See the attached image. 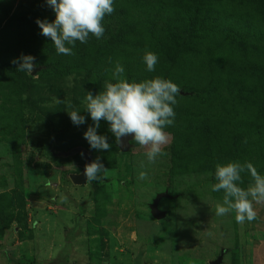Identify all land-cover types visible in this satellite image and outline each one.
I'll return each instance as SVG.
<instances>
[{"label":"rangeland","instance_id":"374dc122","mask_svg":"<svg viewBox=\"0 0 264 264\" xmlns=\"http://www.w3.org/2000/svg\"><path fill=\"white\" fill-rule=\"evenodd\" d=\"M54 18L45 0H0V264H264V204L241 225L215 215L223 193L210 187L218 163L264 175V0H115L104 36L74 55L41 35L36 20ZM146 51L158 55L154 72ZM21 54L35 57L33 74L12 63ZM117 61L130 81L161 76L181 89L154 163L133 138L121 152L106 121L97 132L110 150L84 138L86 92ZM78 148L108 169L101 181H70L85 169Z\"/></svg>","mask_w":264,"mask_h":264},{"label":"clouds","instance_id":"9594fccd","mask_svg":"<svg viewBox=\"0 0 264 264\" xmlns=\"http://www.w3.org/2000/svg\"><path fill=\"white\" fill-rule=\"evenodd\" d=\"M45 2L53 10L55 18L52 21L37 19L36 24L41 35L50 38L57 54L62 55H74L76 43L86 44L90 36L101 39L105 33V17L115 11V0ZM158 59L154 52L144 53L142 61L148 72L155 71ZM34 61L32 55L21 54L12 63L18 66L17 71L33 74ZM180 93L176 83L161 76L141 81L128 80L123 65L117 61L111 70V80L104 81L102 89L95 95L86 92L84 110L90 115L93 125L84 132V138L92 149L110 150L107 137L97 132L100 122L106 121L117 145L123 146L124 138L131 136L135 144L146 149L147 161L154 163L157 157L167 155L164 149L170 142V134L166 129L174 124V105ZM67 113L77 126L86 122L85 117L79 114L80 110L73 109ZM140 166L144 167L143 162ZM107 170L99 158L86 164V184L101 181ZM245 173L251 178L246 188L241 186ZM146 177V171L139 172L140 179ZM214 178L216 182L210 186L211 190L223 193L222 202L215 206V215L234 213L235 221L241 225L257 219L256 205L264 204V175L251 162L218 163Z\"/></svg>","mask_w":264,"mask_h":264},{"label":"water","instance_id":"95a60500","mask_svg":"<svg viewBox=\"0 0 264 264\" xmlns=\"http://www.w3.org/2000/svg\"><path fill=\"white\" fill-rule=\"evenodd\" d=\"M131 139H132L131 136H128V137H125L124 138V144H123V146L119 145V150L121 152H127L128 148H129L128 141L131 140ZM76 152H80V153L83 154V157L85 159V165L88 164V163H91V158H90L89 154L86 151L78 148V149H75L73 151V153H76ZM69 179L74 184H83L86 181V177L84 175V171L81 174H79V175H70L69 176ZM166 196H167L166 194H159V195H157L155 197L154 201L152 202V204L149 206L150 214L155 219H162L165 216V213L162 212V211H160L158 209V202H159V200L161 198H164ZM217 263L218 262L215 261V262H211L210 264H217Z\"/></svg>","mask_w":264,"mask_h":264}]
</instances>
